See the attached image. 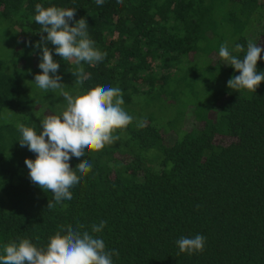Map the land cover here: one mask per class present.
Instances as JSON below:
<instances>
[{"label": "trees", "instance_id": "16d2710c", "mask_svg": "<svg viewBox=\"0 0 264 264\" xmlns=\"http://www.w3.org/2000/svg\"><path fill=\"white\" fill-rule=\"evenodd\" d=\"M38 3L76 9L106 54L82 64L89 79L77 85V65L49 43L65 90L118 87L133 117L113 144L83 157L92 168L66 209H49L52 193L30 181L24 161L36 154L20 146L16 127L39 133L46 112L66 106L34 82ZM1 22L14 47L0 48V253L24 238L44 247L61 226L83 224L119 252L113 264H264V82L256 93L233 91L227 81L240 73L218 59L223 44L243 59L248 40L264 37V0H0ZM197 234L204 250L179 253L175 242Z\"/></svg>", "mask_w": 264, "mask_h": 264}, {"label": "clouds", "instance_id": "9594fccd", "mask_svg": "<svg viewBox=\"0 0 264 264\" xmlns=\"http://www.w3.org/2000/svg\"><path fill=\"white\" fill-rule=\"evenodd\" d=\"M117 3L122 4L123 0H117ZM96 4L102 6L104 0H96ZM75 15L74 8L35 5L34 21L41 26V40L35 46L42 51L38 64L41 72L35 74L34 82L45 93L51 91L62 96L66 106L59 114L46 112L40 120L42 130L39 133L33 127L16 124L21 133L20 146L36 154L34 160L25 158L24 161L30 181L52 193L53 199L47 205L49 209L56 205L62 209L68 207L64 202L72 199L73 187L92 168L83 157L88 152H99L113 144L119 139L116 133L126 130L133 122V117L123 107V94L118 87L95 86L76 94L65 90L62 76L58 74L59 62L53 58L49 43L54 46L57 56L77 65L76 71L72 72L77 85L89 79L82 64L95 67L106 55L90 38L87 20L84 17L75 20ZM73 20L75 23L70 24ZM234 50L243 52L244 46L236 44ZM262 52L264 47L248 40L246 54L241 59L229 51L227 44L221 45L218 59L240 73L227 81L229 89L256 93L264 82V71L257 70L258 60L264 58ZM138 126L144 125L140 123ZM72 158L79 160L75 168L69 163ZM106 223L93 224L91 233L102 232ZM83 229V224L75 228L61 226L44 247H37L28 238L9 242L0 253V264H113V256L119 257V252L108 250L102 238ZM175 243L179 253L192 255L204 250L205 237L202 234L181 237Z\"/></svg>", "mask_w": 264, "mask_h": 264}, {"label": "rangeland", "instance_id": "374dc122", "mask_svg": "<svg viewBox=\"0 0 264 264\" xmlns=\"http://www.w3.org/2000/svg\"><path fill=\"white\" fill-rule=\"evenodd\" d=\"M12 30L8 28L3 22L0 23V48L5 49L6 51H10L14 45V39L12 36ZM258 44L264 47V37H259ZM168 134H165V138H168ZM217 141H223V137L219 138L218 136L216 137Z\"/></svg>", "mask_w": 264, "mask_h": 264}]
</instances>
